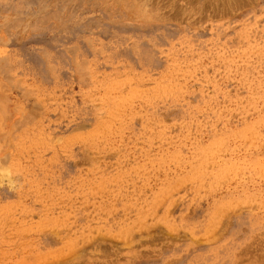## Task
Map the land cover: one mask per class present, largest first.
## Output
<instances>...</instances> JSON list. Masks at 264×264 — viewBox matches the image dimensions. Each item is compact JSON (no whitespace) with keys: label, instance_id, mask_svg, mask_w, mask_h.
<instances>
[{"label":"rangeland","instance_id":"374dc122","mask_svg":"<svg viewBox=\"0 0 264 264\" xmlns=\"http://www.w3.org/2000/svg\"><path fill=\"white\" fill-rule=\"evenodd\" d=\"M0 264H264V0H0Z\"/></svg>","mask_w":264,"mask_h":264},{"label":"bare ground","instance_id":"6f19581e","mask_svg":"<svg viewBox=\"0 0 264 264\" xmlns=\"http://www.w3.org/2000/svg\"><path fill=\"white\" fill-rule=\"evenodd\" d=\"M0 175H3V172L2 171H0Z\"/></svg>","mask_w":264,"mask_h":264}]
</instances>
